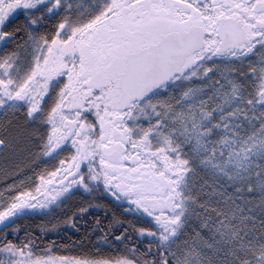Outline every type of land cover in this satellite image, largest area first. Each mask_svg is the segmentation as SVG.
I'll use <instances>...</instances> for the list:
<instances>
[{"label": "snow or ice", "instance_id": "6c2138e0", "mask_svg": "<svg viewBox=\"0 0 264 264\" xmlns=\"http://www.w3.org/2000/svg\"><path fill=\"white\" fill-rule=\"evenodd\" d=\"M0 264H264V0H0Z\"/></svg>", "mask_w": 264, "mask_h": 264}, {"label": "flooded vegetation", "instance_id": "af4514ba", "mask_svg": "<svg viewBox=\"0 0 264 264\" xmlns=\"http://www.w3.org/2000/svg\"><path fill=\"white\" fill-rule=\"evenodd\" d=\"M78 198L85 200L82 206L81 205L79 206L81 208L86 207L89 204L95 205V204H103L105 202L110 203V201L105 200L103 193H95L92 196H89L85 190L81 189L80 191L73 192L71 196H69L68 199H66L64 203L61 204L59 207L52 208L51 210H49L47 206H45V208L43 209L37 208L34 211H29V214L27 215L41 216L51 211L52 213H54L53 215H57V213L59 212L58 210L63 211L67 207L66 211H67V215L69 216L68 218H72L73 213L77 210L75 205L73 204H69V205L67 204V206H63V205L68 200H73V199H78ZM69 207H70V210L68 209ZM27 215H25L24 217H26ZM75 219L77 220V224L81 226V231L87 232L88 228L84 226L93 225L94 219H103V214L99 211L98 208L97 209L90 208L89 213L86 216H83V217L77 216L75 217ZM61 228L63 229V231L61 232V236H75L77 239H79L76 229L73 228L70 224H64V228L63 227ZM38 235H40V233ZM65 242L67 243V241Z\"/></svg>", "mask_w": 264, "mask_h": 264}, {"label": "trees", "instance_id": "16d2710c", "mask_svg": "<svg viewBox=\"0 0 264 264\" xmlns=\"http://www.w3.org/2000/svg\"><path fill=\"white\" fill-rule=\"evenodd\" d=\"M84 199H73V200H68L67 202H65V204L63 206H67V204H73L75 205V207L78 209V207L83 203H81L80 201ZM81 208V207H79ZM67 207L62 211V210H58L59 212L57 213V215H53L54 213L51 212H47V214H43L41 216L39 215H27L26 217H22L20 220L17 221L18 224H20L21 226H31L32 230H35V228L37 227H42V226H47L48 222L51 220L53 223H57L60 222L61 227L64 228V223L63 221H65L66 219H68V215H67V211H66ZM70 210V207L68 208ZM55 217V219H53ZM39 234V232H37V235Z\"/></svg>", "mask_w": 264, "mask_h": 264}, {"label": "rangeland", "instance_id": "374dc122", "mask_svg": "<svg viewBox=\"0 0 264 264\" xmlns=\"http://www.w3.org/2000/svg\"><path fill=\"white\" fill-rule=\"evenodd\" d=\"M35 210V209H34ZM34 210H29V211H34Z\"/></svg>", "mask_w": 264, "mask_h": 264}]
</instances>
